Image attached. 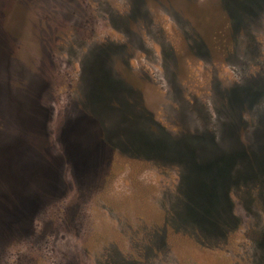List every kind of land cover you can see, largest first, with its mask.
Returning <instances> with one entry per match:
<instances>
[{
	"label": "rangeland",
	"instance_id": "1",
	"mask_svg": "<svg viewBox=\"0 0 264 264\" xmlns=\"http://www.w3.org/2000/svg\"><path fill=\"white\" fill-rule=\"evenodd\" d=\"M0 264H264V0H0Z\"/></svg>",
	"mask_w": 264,
	"mask_h": 264
}]
</instances>
